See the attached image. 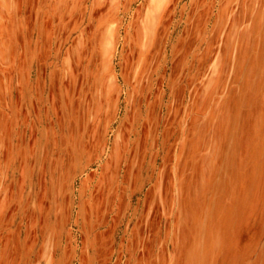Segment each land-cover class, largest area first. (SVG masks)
<instances>
[{
  "label": "rangeland",
  "instance_id": "374dc122",
  "mask_svg": "<svg viewBox=\"0 0 264 264\" xmlns=\"http://www.w3.org/2000/svg\"><path fill=\"white\" fill-rule=\"evenodd\" d=\"M0 264H264V0H0Z\"/></svg>",
  "mask_w": 264,
  "mask_h": 264
}]
</instances>
